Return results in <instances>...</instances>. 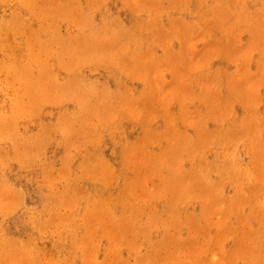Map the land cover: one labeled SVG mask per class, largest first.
I'll return each mask as SVG.
<instances>
[{
  "label": "rangeland",
  "instance_id": "rangeland-1",
  "mask_svg": "<svg viewBox=\"0 0 264 264\" xmlns=\"http://www.w3.org/2000/svg\"><path fill=\"white\" fill-rule=\"evenodd\" d=\"M0 264H264V0H0Z\"/></svg>",
  "mask_w": 264,
  "mask_h": 264
}]
</instances>
